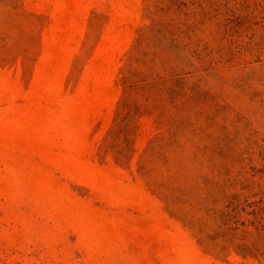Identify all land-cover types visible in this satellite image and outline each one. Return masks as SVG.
Returning a JSON list of instances; mask_svg holds the SVG:
<instances>
[{"label": "rangeland", "instance_id": "374dc122", "mask_svg": "<svg viewBox=\"0 0 264 264\" xmlns=\"http://www.w3.org/2000/svg\"><path fill=\"white\" fill-rule=\"evenodd\" d=\"M0 264H264V0H0Z\"/></svg>", "mask_w": 264, "mask_h": 264}]
</instances>
